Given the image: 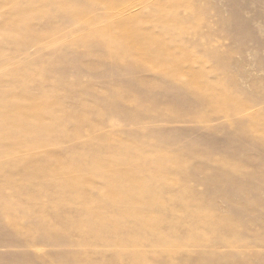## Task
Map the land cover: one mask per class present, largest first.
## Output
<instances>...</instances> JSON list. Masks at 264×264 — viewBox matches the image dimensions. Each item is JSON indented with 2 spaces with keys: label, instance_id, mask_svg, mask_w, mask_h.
<instances>
[{
  "label": "rangeland",
  "instance_id": "obj_1",
  "mask_svg": "<svg viewBox=\"0 0 264 264\" xmlns=\"http://www.w3.org/2000/svg\"><path fill=\"white\" fill-rule=\"evenodd\" d=\"M36 1L1 0L0 94L3 92V83L7 84L10 97L17 98V107H20L18 110L24 111L32 103L26 95L18 94L21 93V87L29 84L35 89L33 91L40 93L37 97L40 105H37L46 106L47 111H51L55 108L53 101L42 94L60 82L62 84L57 87L56 101L65 116L59 118L67 117L66 114L70 112H81L84 110L82 104L88 103L98 107L95 110L98 112L90 114L85 121L70 123L69 127L66 125L59 130L57 126L54 127L52 117L47 116L45 126L41 128H50L53 132H39L41 134L35 140L22 139V143L8 136V132H0V170L2 173L5 170L10 172L20 160H32L37 156H43L35 158L37 164L40 163L38 166L41 163L46 165L47 162L52 164L57 156H62L71 163L82 160V167H79L77 174L83 175L82 177L92 175L95 178L92 192L94 196L86 197V192L65 182L49 187V192V178L39 172L38 166L29 173L32 176L23 173V166L12 170L10 175L17 173L13 178L17 187L11 178L5 181L7 178L4 177L9 174L5 171L7 175L4 173L0 177V191L4 194L0 193V264H81L79 262L83 263L88 256L89 259L86 260L93 261L94 264H264V0H181L182 4L176 9L180 21L176 29L163 31L154 21H150L147 28L163 34V40L176 55L188 54L182 66L184 74L177 73L174 76L154 69H138V65L133 63H112L104 56L102 43L107 39L102 40L101 35H111L110 32L122 20L147 15L159 8L172 7L178 0H40V4L38 1L35 4H39L37 8L48 13L47 18H27L20 24L18 33L11 31L8 24L17 18V8L28 9ZM70 2L73 3L68 4ZM78 4L84 8L77 6ZM193 9L199 10L197 12ZM178 28L181 31L178 30L177 34ZM87 38L93 41H85ZM190 73L202 74L205 76L206 86L228 94V105H223V109L209 106L204 97L188 85L187 76ZM24 77L25 80H22ZM43 101H48V104ZM0 115L6 116L4 112H0ZM59 115L62 116L60 113ZM31 126L33 131L38 129L32 124ZM36 140L40 144H34ZM132 144L136 145L138 154L149 160L163 159V163L172 168L171 181L161 192L162 197L169 198L166 207L159 213L161 216L169 215V219L183 222L181 214L170 215L169 211L170 207L178 208L177 198L186 194L193 199L189 206L191 211L196 212L197 206L203 205L213 213L212 216H216H213L215 220L231 226L229 232L214 234L208 228L200 229L201 234L206 237L204 241L181 231L176 234L180 243L171 246L159 241L165 234H158L149 241H145L144 236L139 233L130 237L120 235L115 226H131L133 222L126 217L117 216L113 204L103 196L98 197L100 190L105 187V180H111L113 169L102 166L93 170L88 162L94 159L93 154L96 152L101 155V160L104 158L103 163L114 164L125 157L122 148L132 147ZM34 146H39L40 149ZM10 148L11 151L18 148L16 151L20 154L16 155L14 151L13 155L8 150ZM75 150L76 156L70 159L69 155H74L71 152ZM5 152L9 155L3 154ZM65 153L67 156H64ZM50 156L52 163L49 161ZM44 158L45 161L42 160ZM175 158L183 163L173 165ZM130 165L133 167L135 163L130 162ZM7 166L10 170H7ZM116 169L117 172L119 169ZM153 170L154 166H147L133 174V184L127 182L119 187L116 183L112 188L118 193L119 189H127L129 198L136 196L141 202L139 196L147 195L149 187L137 188V185L142 179L146 180L142 178L143 175L147 179L154 175ZM119 172L124 174L122 170ZM31 178L33 182L30 181ZM178 182L185 184L181 192H178V187L175 188ZM35 186L44 188L43 192L46 191L49 195L47 197H51L46 202L49 206L53 202L56 205L58 201L57 205L62 204L61 210L67 207V211L62 213L57 210L56 214L64 224L60 226L58 233L54 229L55 224H50V219L45 218L43 227L40 225L37 219L40 204L34 205L37 212L33 204L24 201L27 194L33 196L37 193L39 188ZM52 191H56L54 196L62 197L51 196ZM81 194H85L86 198ZM96 195L98 199L95 201ZM68 200L71 202L67 203ZM16 202L24 207L19 210L20 215L17 214L20 216L16 224L18 226L14 225L5 211L12 205H18ZM24 205H30L32 209L28 210ZM104 206H107L106 209ZM96 209L103 212L107 229H96L97 233L95 221L91 222V227L94 226L92 230L87 227L82 229L83 224L78 223L80 219H89L93 212H97ZM31 210L34 212L31 213ZM140 211L149 215L157 212L153 206H144ZM68 220L73 225L68 224ZM76 223L83 230L82 233ZM109 227H113L114 232ZM173 227L175 224L168 225L167 229L173 230ZM171 237L174 239V235ZM130 238L137 240L133 242Z\"/></svg>",
  "mask_w": 264,
  "mask_h": 264
},
{
  "label": "bare ground",
  "instance_id": "obj_2",
  "mask_svg": "<svg viewBox=\"0 0 264 264\" xmlns=\"http://www.w3.org/2000/svg\"><path fill=\"white\" fill-rule=\"evenodd\" d=\"M40 4V0H37ZM37 1L34 2L28 9H26L25 7V10H19L17 8L16 10V17L17 18H14L12 19L9 24H8V28L13 31V32H17L18 33V29H19V26L21 23H24L23 20H26L27 18L29 19H33L35 17H38V16H41L42 19L44 18H47L46 14V11L44 9L40 10L38 7V5L36 6L37 4ZM41 1H45V0H41ZM55 1V0H54ZM52 1V2H54ZM68 1H71V0H68ZM184 1V0H182ZM192 1V0H191ZM5 2V1H4ZM29 2H33V1H29ZM28 2V3H29ZM67 2V1H65ZM77 2V1H76ZM98 2V1H97ZM0 3L1 0H0ZM27 3V6H29V4ZM36 3V4H35ZM64 3V2H63ZM73 2H70L68 4H72ZM79 3V2H78ZM176 4L172 7L169 6V8H159V9H156L155 12H151V13H148L147 15H142L140 17H137L134 16L132 18H129V19H125V20H122L119 22L118 26L115 28L114 31L110 32L111 35H101V38L102 40L104 39H107L105 40L103 46V51L105 52V58L109 59L112 61V63H116V62H128L126 64H130V63H133V64H137V68H141V69H144V70H147V69H154L156 71H158L159 73H163V74H168L170 76H174L176 75L177 73H183L184 74V70L182 68L183 64L186 62L184 61L186 56L188 54H185V53H181L180 55H176L171 49L170 47H168V45L166 44V42L163 40V34H159V32L155 33L153 32V30L151 31L150 28H147L148 26V23L150 21H154L156 26L159 27V29L163 30V31H170V30H173V29H176V27L179 25V18L176 14L177 12V8H179V6L182 4L181 0H178L175 2ZM187 3V2H186ZM185 3V4H186ZM194 3V2H193ZM4 4V3H3ZM6 4V3H5ZM65 4V3H64ZM76 4V3H74ZM56 5V4H55ZM95 5V4H93ZM194 5H196L194 3ZM193 5V6H194ZM77 6H80L79 4ZM184 6V5H183ZM49 6H47V9H48ZM64 7V6H63ZM70 7V6H68ZM80 7H83L84 6H80ZM21 8V7H19ZM66 8V7H65ZM73 8V7H72ZM92 8V7H90ZM184 8H187L184 6ZM22 9V8H21ZM60 9L63 11L64 8L60 7ZM76 9V8H75ZM52 10V9H51ZM174 10H175V13H174ZM182 10V9H181ZM193 10H197V9H193ZM199 10V9H198ZM197 10V12H198ZM49 11V10H47ZM89 11V10H88ZM88 11L86 12L88 14ZM173 11V13H172ZM51 11H49L50 13ZM56 12L58 13V11L56 10ZM72 12V11H71ZM74 12V11H73ZM186 12V11H185ZM14 13V12H13ZM18 13V14H17ZM53 13V12H52ZM77 13V12H76ZM79 13V12H78ZM84 14V13H83ZM201 14V13H200ZM199 14V15H200ZM50 15V14H49ZM6 17H9V16H6ZM78 17V16H77ZM181 17V16H180ZM200 17V16H199ZM48 18H50L48 16ZM53 18V17H52ZM8 19V18H7ZM185 19H183L184 21ZM199 20V18H198ZM197 20V21H198ZM32 21V20H31ZM33 22V21H32ZM197 24V23H196ZM27 25V23H26ZM200 25V24H199ZM32 26V25H30ZM151 27V26H150ZM157 27V29H158ZM184 27V25H183ZM28 29V28H26ZM26 29H25V32H26ZM31 29V28H30ZM29 29V30H30ZM33 29V28H32ZM182 29V28H181ZM185 29V27H184ZM180 30L179 28L177 29V34L179 33ZM28 31V30H27ZM162 31V32H163ZM181 31V30H180ZM194 31V30H193ZM198 31V30H197ZM12 33V32H11ZM166 33V32H165ZM173 33V32H172ZM21 34V32L19 33V35ZM24 34V33H22ZM26 34V33H25ZM176 34V33H175ZM185 34V33H184ZM12 34H10L11 36ZM171 35V34H170ZM181 35V33H180ZM25 36V35H24ZM179 36V35H177ZM176 36V37H177ZM9 37V36H8ZM14 39H16V36H13ZM89 37V36H88ZM92 37V36H91ZM168 37V36H167ZM175 37V36H174ZM180 37V36H179ZM20 38V37H19ZM168 39V38H166ZM180 39V38H179ZM83 40V39H82ZM85 41H90L91 38H87L84 39ZM93 41V40H91ZM175 42V41H174ZM84 43V42H83ZM102 47V46H101ZM179 51V50H178ZM114 61V62H113ZM188 61V60H187ZM53 67V66H52ZM55 69V68H54ZM40 71V70H39ZM149 71V70H148ZM153 71V70H152ZM34 72V70H33ZM146 72V71H145ZM151 72V71H150ZM28 74V73H27ZM180 75V74H179ZM16 76V74H15ZM14 76V77H15ZM20 76V75H19ZM41 76V75H40ZM178 76V75H177ZM12 77V76H11ZM33 77V75H32ZM204 77L202 74H198V73H190L188 74L187 78H188V85L191 86V88L196 92L198 93L199 95L203 96L206 103L209 105V106H214V107H220V108H224L222 107L223 105L225 106V104H227V100L230 101V97L228 96V94H226L225 92H218L216 89H210L208 86L205 85V80H204ZM21 78V77H20ZM174 78V77H173ZM177 79V78H176ZM22 80H25V77L24 79ZM27 80V79H26ZM33 80V79H32ZM39 80V79H38ZM62 80V79H61ZM8 81V80H7ZM6 81V82H7ZM12 81V80H11ZM16 81V80H14ZM19 81V80H18ZM63 81V80H62ZM61 81V82H62ZM12 83V82H10ZM31 83V82H29ZM35 84V82H34ZM62 84L60 82H58L56 84V86L48 91H44V93L42 94L43 97L45 98H49L53 101L54 105H55V108L51 111H47V107L45 106H38L37 103H39L40 105V100L37 99V97H39L38 95H40V93L36 92V91H33L35 89H33L29 84H26L24 85V89L23 87H21V93L18 94L19 96L20 95H26V97L28 98V100L32 103V105L30 107H27L26 109H24V111H20L18 110V107H17V98H14V97H10V94L11 92H8V87L7 84H4L3 83V92L0 94V112H4V114L6 115L5 117H1L0 115V132H8V136L14 138L16 141H19V143H22L24 142L22 139H28L29 138V141H30V138L35 140V138L41 134V133H45V131H47V133H51L53 131H51V129L49 128H41V127H44L45 126V119L47 116H50L52 117L51 120H53V123H54V127H58V130L60 127H63V126H66L69 127V124L70 123H74V122H82V121H85V119L90 115L92 114L93 112H98V111H95V110H98V107L96 106H93V105H90V103L88 104H82L83 107H84V110L82 109L81 112H78V113H75V112H70V113H67V117L61 119L59 117H63L65 115H63V112L61 113V109H60V105L59 103L56 101V97H57V87ZM186 84V83H185ZM208 84V83H206ZM10 85V84H9ZM15 86V85H14ZM18 86V85H17ZM19 87V86H18ZM17 87V88H18ZM35 87V86H34ZM213 88V87H212ZM2 89V88H1ZM14 90H15V87H14ZM39 90V88H38ZM59 90V89H58ZM20 91V89L18 90ZM17 91V92H18ZM225 91V90H223ZM17 94V93H16ZM41 95V96H42ZM16 96V95H15ZM124 98V97H123ZM20 100V99H19ZM28 100H24V101H28ZM21 101V100H20ZM23 101V102H24ZM28 101V103H30ZM51 101V102H52ZM59 101V100H58ZM42 102V101H41ZM43 102H46V101H43ZM50 102V101H49ZM30 103V104H31ZM48 104V101L46 102ZM228 105V104H227ZM236 105V104H235ZM240 106V105H239ZM20 108V107H19ZM229 108V107H228ZM227 108V109H228ZM232 108V107H231ZM236 108V107H235ZM234 108V109H235ZM219 110V109H218ZM221 111V110H220ZM229 111V110H228ZM232 111V110H231ZM223 112V111H222ZM226 112V111H225ZM62 114V116L59 115ZM35 123V124H34ZM34 125V128L36 129V127L39 129H36V130H32L33 129V126ZM49 125V124H47ZM46 125V126H47ZM32 129H31V127ZM71 126V125H70ZM49 127V126H48ZM57 129V128H56ZM68 129V128H67ZM41 130V131H40ZM56 130V131H58ZM64 130V129H62ZM51 131V132H50ZM55 131V130H54ZM41 132V133H39ZM43 133V134H44ZM43 134H42V137H43ZM64 134V133H63ZM9 137V138H10ZM41 137V135H40ZM45 137V136H44ZM11 138V139H12ZM39 139V138H38ZM43 139V138H42ZM264 139V137H263ZM13 140V139H12ZM45 141V140H44ZM27 142V140H26ZM13 143V142H12ZM29 143V142H27ZM14 144V143H13ZM36 145L40 144L39 141L36 140V142L34 143ZM95 144V143H94ZM93 144V145H94ZM97 144V143H96ZM95 144V145H96ZM17 145V144H16ZM31 145V144H30ZM43 145V144H42ZM92 145V146H93ZM129 145V144H128ZM18 146V145H17ZM23 146V145H22ZM21 146V148H22ZM28 146V145H27ZM132 147H129V146H124L122 148V150L125 152V157L114 163V164H106V163H103L104 162V158H102V160L100 159V154L99 153H94L93 155L96 157H94V159L92 160H89L88 163H90V165L92 166V168H94L93 170L96 169V167L98 168H102V166L104 167H107L109 169H113L111 170L112 173H111V180L109 179H106L105 180V187L100 190L99 192V196L96 195V197L94 198V200L96 201L98 199V197L100 196H103L105 197L106 199H108L112 204H113V208H114V212L117 214V216H120V217H126L128 218L132 223L131 226H115L114 223H112L116 228V231H118V233L120 235H125V236H128L130 237L131 235L132 236H136V234H141L142 236H144V240L145 241H149L152 239V237H155L156 235L158 234H165L164 237H162L159 241L162 242L163 244L165 245H176V244H179L180 243V240L176 238V234L178 235V232H181V231H184L186 232L185 234L186 235H190V236H193V237H197V238H200L201 240L206 239V237H204V235L201 234V231L200 229H206L208 228L210 231H212L214 234H221L225 231L229 232V227H231L230 225H227L226 223H220L218 220H215L214 218H216V216H212L211 212L209 211V209H206V207H203V205H199L197 206L198 209L196 210V212L194 211H191L190 210V202L193 200L190 196L184 194V195H180L177 199H178V203H179V207L178 208H175V207H170L171 210L169 211V214L170 215H177V214H181L182 215V218L183 219V222L180 221V222H176L174 220H171L169 219V215H162L159 214L163 207L165 206L166 207V202L168 201L169 198H165V197H162L161 195V192L164 188H166L168 186V183L171 181V174H172V168L171 166H168V165H165L163 163V159H155V160H149L148 158L144 157L143 155H140V153L138 154L137 152V147L136 145L132 144L130 145ZM150 146V145H148ZM15 147V145H14ZM25 147V145H24ZM39 148V146H34V148ZM109 147V146H108ZM5 148V147H3ZM2 148V149H3ZM13 148V147H11ZM11 148L8 149L10 150V152H13V155H18L20 154L19 152L17 153V148L16 150H13L11 151ZM29 148V147H28ZM34 148H32V150H34ZM113 148V147H112ZM119 148V147H118ZM133 148V149H132ZM6 149V148H5ZM14 149V148H13ZM24 149V148H23ZM40 149V148H39ZM94 149V148H92ZM109 149V148H108ZM120 149V148H119ZM118 149V150H119ZM38 150V149H37ZM77 150V149H76ZM74 151L76 153H74L73 151L71 152L72 154L74 155H69V158H73L72 156H76L75 154H77V151ZM81 150V149H80ZM106 150V149H105ZM104 150V151H105ZM117 150L114 149L113 151ZM3 151V150H2ZM4 151H7V150H4ZM14 151H15V154H14ZM21 151V150H20ZM108 151V150H106ZM9 153V151H7ZM86 152V151H85ZM99 152H101L99 150ZM109 152V151H108ZM119 152V151H118ZM2 153V152H0ZM70 153V152H69ZM101 153H104V152H101ZM158 153V152H157ZM161 153V151L159 152V154ZM3 154H7L6 152L3 153ZM12 154V153H11ZM64 154V153H63ZM67 153H65L64 156H67L66 155ZM91 154V153H90ZM109 154V153H108ZM144 154V153H143ZM9 155V154H7ZM166 155V154H165ZM54 156V155H53ZM80 157L82 156L79 155ZM85 156V155H83ZM91 156V155H90ZM89 156V157H90ZM99 156V158H98ZM39 158H42L41 156H37ZM37 157H34L32 160H20L17 164H14V169L17 168L18 166H23V168L25 169V172L23 173H26V175H31L32 174H29L30 172H32L31 170H33L36 166H38V163L37 164V160L35 158ZM52 156H50V159H51ZM86 157V156H85ZM159 157V156H158ZM165 157V160H166V156ZM182 157V156H181ZM29 158V157H28ZM46 158V157H45ZM45 158L42 159L45 161ZM49 158V157H48ZM178 158V157H177ZM47 159V158H46ZM66 158H62V156H57L54 161L53 159L49 160L53 161L52 164L50 165H43L41 163L40 166V169L39 172L46 175L47 178H49V183L47 180H44L46 182V184L48 183V191L50 192L51 189H49V187H53V186H57L58 184L60 183H68V184H71V185H74L76 186L77 188H79L81 190V192H86L87 195L86 197H92L94 196L92 194L93 192V184H94V181H95V178L92 177V175H90L89 177H82L81 174L78 175L77 174V171L79 169V167H82L81 165L83 164V161L81 160L78 161V162H67L66 160H64ZM85 159V158H84ZM41 160V161H42ZM73 160V159H72ZM77 160V159H76ZM175 161H173V165L175 164H178V163H183L182 160L180 159H174ZM74 161H75V158H74ZM88 161V160H86ZM91 161V162H90ZM106 161V160H105ZM130 162H133L135 163V165L132 167L130 165ZM9 165V164H8ZM32 166V167H31ZM147 166H154V172L155 173L154 175H150V177L147 179L146 177H143L144 179L146 180H141V183L139 185H137V188L138 187H142V188H145L146 186L149 187V191H148V194H143L141 196H139V200H141V202H139L137 200V197H131L129 198V190L125 189V191H121L119 189V193L116 192L113 188L115 187V185H122L124 183H127V182H131V184H133L132 182L135 181L133 179V174L141 169H145V167ZM8 167V166H7ZM90 167V166H89ZM6 169V167H4ZM19 168V167H18ZM83 168H85L83 166ZM91 168V167H90ZM91 168V170H92ZM116 168H118L120 170H122V172L124 174H120V172L118 173V171L116 172L115 170H117ZM12 169V170H14ZM81 169V168H80ZM108 169V171H109ZM171 169V170H169ZM177 169V167H176ZM7 170H10L9 167L7 168ZM11 170V171H12ZM19 170V169H18ZM21 170V168H20ZM98 170V169H97ZM101 170V169H100ZM106 170V169H104ZM150 170V169H149ZM4 171V169H3ZM6 171V170H5ZM4 171V173H5ZM10 172L6 171V173H9L7 176L8 177H4V178H7V180H5L6 182L8 181V179L10 180L11 178V181L12 183L15 181L13 180V178H15V175H10ZM24 171V170H23ZM37 171V170H36ZM107 171V170H106ZM143 171V170H142ZM148 171V170H147ZM21 172V171H20ZM81 172V171H80ZM144 172V171H143ZM151 172V171H150ZM149 172V174H150ZM2 173V171L0 170V177L4 176L5 174ZM13 173V172H12ZM11 173V174H12ZM22 173V174H23ZM36 173V172H35ZM141 173V172H140ZM145 173H148V172H145ZM152 173V174H153ZM22 174H19V176L21 177ZM113 174V175H112ZM10 175V176H9ZM137 175V174H136ZM135 175V176H136ZM147 175V174H145ZM18 176V175H17ZM25 176V175H24ZM23 176V178H24ZM30 176V177H31ZM45 176V177H46ZM149 176V175H148ZM147 176V177H148ZM26 178L28 176H25ZM22 178V179H23ZM42 178V177H40ZM39 178V180H40ZM135 178V177H134ZM17 179V178H16ZM30 179V178H29ZM32 179V178H31ZM35 179V178H34ZM174 179V178H173ZM1 180V179H0ZM18 180V179H17ZM180 180V179H179ZM33 182V179L30 180ZM42 180H40L41 182ZM43 181V182H44ZM98 181V180H97ZM10 182V181H9ZM8 182V184H9ZM44 182V183H45ZM100 182V180H99ZM3 183H5L3 181ZM11 183V184H12ZM16 183V181L14 182ZM13 183V184H14ZM31 183V182H30ZM102 185H103V182H101ZM117 183V184H116ZM2 184V183H0ZM33 185H35L34 183H31ZM44 184V188L46 187ZM130 184V183H129ZM136 185V182L134 183ZM183 184L184 182H178L176 185V189L178 187V192H181L180 190H182L183 188ZM7 185V184H6ZM15 185V184H14ZM32 185V186H33ZM37 185H39V183H37ZM1 186V185H0ZM16 186V185H15ZM42 186V185H41ZM63 186V185H62ZM104 186V185H103ZM174 186V184L172 185ZM185 186V184H184ZM17 187V186H16ZM30 187V186H28ZM36 188L39 186H35ZM33 187V188H35ZM73 186H71L72 188ZM118 187V186H116ZM37 188V189H38ZM44 188L40 187L38 190L36 191L37 193L35 195H28V197L26 198V200H24L26 203H31L33 204L32 206L34 207L35 204H40V206H38V210L40 208V212L39 214H37L38 210L35 209L36 214L38 215L37 219L39 220V223L40 225H42L43 223V220H47V219H50V224L51 223H54L55 224V228L54 229H57V233H58V229H60V226L61 225H64L63 224V221H61L60 219L62 218H58L57 216V210H61L62 207L61 205H57L58 204V201H57V204L54 205L55 203L53 202V205L52 202H50V205L49 206V203L46 204L47 201V198L48 200L51 199V197H47L48 194H46V191L45 193L43 192ZM58 188V187H57ZM60 188H61V185H60ZM67 188V187H66ZM75 188V189H77ZM4 188H2L3 190ZM23 189V188H22ZM46 189V188H45ZM62 189V188H61ZM78 189V190H79ZM101 189V188H99ZM117 189V188H116ZM140 189V188H139ZM15 190V189H14ZM21 190V189H20ZM18 190V193L19 191ZM34 190V189H33ZM55 190V189H54ZM57 190V189H56ZM65 190V188H64ZM24 191V189L22 190V192ZM61 191V190H60ZM121 191V192H120ZM56 192V191H55ZM52 191V195L53 197H62V196H54V193ZM59 192V191H58ZM57 192V193H58ZM184 192V191H183ZM0 193H2L0 191ZM26 193V192H25ZM61 193V192H60ZM65 193V192H64ZM95 193V192H94ZM3 194V193H2ZM15 195L16 192L14 193ZM20 194V193H19ZM18 194V195H19ZM67 194V193H65ZM63 194V195H65ZM97 194V193H95ZM4 195V194H3ZM61 195V194H60ZM83 195V197H85L84 195L85 194H81ZM179 195V194H178ZM21 196V195H20ZM22 196H25V195H22ZM49 196V195H48ZM98 196V197H97ZM85 197V198H86ZM50 198V199H49ZM1 199V198H0ZM3 200L5 198H2ZM7 199V198H6ZM5 199V200H6ZM23 199V198H22ZM25 199V198H24ZM79 201H82L81 198H78ZM196 199V198H195ZM18 200V198H17ZM76 200V199H75ZM60 201V200H59ZM69 202L67 203H70L71 201L68 200ZM74 201V197H73V200ZM77 201V200H76ZM14 202V201H12ZM11 202V203H12ZM19 202V200H18ZM78 202V201H77ZM102 202V201H101ZM8 203V202H7ZM60 203V202H59ZM66 203V202H65ZM85 202H83L84 204ZM89 203V202H88ZM100 203V202H99ZM10 204V202H9ZM8 204V205H9ZM14 204V203H13ZM16 204L18 205H12L10 208H8V210H5L7 211L6 214L9 218H11L13 220V222L15 223L14 225L18 224V218L20 217V213H19V210L23 207V205L21 203H17ZM21 204V205H19ZM83 204H82V208H83ZM94 204H97V203H94ZM11 205V204H10ZM76 205H79V204H76ZM24 206H27V209L30 210L32 209L29 205H24ZM37 206V205H36ZM60 206V207H59ZM98 206V205H97ZM144 206H153L154 210H156V214H147L146 212H142L140 211L141 208H143ZM8 207V206H7ZM6 207V208H7ZM63 207H65L63 205ZM107 206H104V208L106 209ZM112 207V206H111ZM92 208V207H91ZM100 208V207H99ZM196 208V207H195ZM5 209V208H4ZM3 209V210H4ZM24 209V207H23ZM22 209V210H23ZM26 209V207H25ZM95 209V208H94ZM98 209V208H97ZM96 209V210H97ZM111 208H109L110 210ZM165 209V208H164ZM64 210L67 211V207L64 208ZM64 210H61L60 213H62ZM104 210V209H103ZM21 211V210H20ZM26 211V210H25ZM33 210H31V213H32ZM86 211V210H85ZM92 211V210H91ZM90 211L89 214H91L92 212ZM100 211V212H98ZM107 211V210H106ZM113 211V210H112ZM27 212V211H26ZM30 211H28V214H29ZM34 212V211H33ZM80 212H83V211H80ZM88 212V211H87ZM19 213V217L17 216V214ZM86 213V212H85ZM23 216H24V213L22 212ZM35 214V213H34ZM33 214V215H34ZM35 214V215H36ZM87 214V213H86ZM107 214V213H106ZM115 214V215H116ZM30 215V214H29ZM32 215V214H31ZM60 215H64V214H60ZM103 212L101 213V210H97V212H93L91 217L89 219H80V222L79 225H81V227L83 226L84 228L82 229H85V227L89 228L90 230H92V228L94 227H91V222L92 221H95L97 224H96V228H95V231L96 229L97 230H100V231H103L104 229H107V226H105V218L103 216ZM26 216V215H25ZM83 216V215H82ZM81 216V217H82ZM85 216V215H84ZM90 216V215H89ZM60 217H63V216H60ZM65 217V216H64ZM87 217V216H86ZM119 217V218H120ZM27 218V216H26ZM30 218V217H29ZM32 218V217H31ZM30 218V219H31ZM34 218L36 219V216H34ZM66 218V217H65ZM8 219V218H7ZM21 219H22V216H21ZM28 219V218H27ZM33 219V218H32ZM31 219V220H32ZM67 219H69L67 217ZM66 219V220H67ZM122 219V218H121ZM44 220V222H45ZM78 220V219H77ZM36 221V220H35ZM71 221H74V220H71ZM28 222H31V221H28ZM37 222V221H36ZM110 222H113V221H110ZM188 222V224H187ZM229 222V221H228ZM32 223V222H31ZM72 225H73V222H71ZM69 223V220H68V224H71ZM81 223V224H80ZM10 224V223H9ZM13 224V223H11ZM48 224V223H47ZM77 224V223H76ZM126 224V223H125ZM175 224V229L173 230H170V229H167V226L168 225H174ZM12 225V226H14ZM18 226V225H16ZM20 226L23 227V225L20 224ZM29 226V225H27ZM30 226H33V225H30ZM36 225H34V228H35ZM38 226V224H37ZM45 226V225H44ZM76 226V225H75ZM78 226V224H77ZM112 226V225H111ZM113 226V227H114ZM233 226V225H232ZM25 227L24 226V229L25 230ZM41 227V226H39ZM43 227V225H42ZM49 227V226H47ZM54 227V226H53ZM74 227V226H73ZM71 227V228H73ZM106 227V228H105ZM113 227H109L111 230ZM21 228V227H19ZM37 228V227H36ZM70 228V227H69ZM79 228V226L77 227ZM28 229V228H27ZM39 229V228H38ZM41 229V228H40ZM46 229V228H45ZM50 229V228H49ZM53 228H51L52 230ZM75 229V228H74ZM29 230V229H28ZM67 230V229H66ZM71 230V229H70ZM69 230V231H70ZM80 232L82 233L83 230L81 231V229L79 228ZM53 231V230H52ZM61 231V230H60ZM76 231V230H75ZM74 231V232H75ZM113 231V230H112ZM233 231V230H232ZM66 232V231H65ZM78 231V233H80ZM86 232V231H85ZM90 232V231H89ZM89 232H87V234H89ZM97 232V231H96ZM114 232V231H113ZM61 233V232H59ZM92 233V231L90 232ZM98 233V232H97ZM96 233V234H97ZM100 233V232H99ZM118 234V235H119ZM119 235V236H120ZM171 235H174V239L171 237ZM196 235V236H194ZM140 236V235H139ZM151 237V238H150ZM123 238V237H122ZM138 238V237H136ZM140 238V237H139ZM143 238V237H142ZM131 241L133 242H136L137 239H134V238H130ZM208 240V239H207ZM154 241V240H152ZM210 241V240H209ZM118 243V242H117ZM161 243V244H162ZM158 244V243H157ZM136 245V244H135ZM150 246V245H149ZM170 254V253H169ZM172 254V253H171ZM179 254V253H178ZM169 256V255H168ZM171 257V256H170ZM86 259H89V256L88 258L86 257ZM82 263L81 261L79 263L81 264H89L93 261H88L86 260ZM192 259V258H191ZM81 260V259H80ZM190 260V259H189ZM152 261V260H151ZM89 262V263H88ZM195 262V261H194ZM111 263V262H110ZM78 264V263H77ZM94 264V262H93ZM103 264V263H102ZM105 264V263H104ZM147 264H156V263H147ZM180 264H192L191 262L189 263H185V262H180Z\"/></svg>",
  "mask_w": 264,
  "mask_h": 264
}]
</instances>
